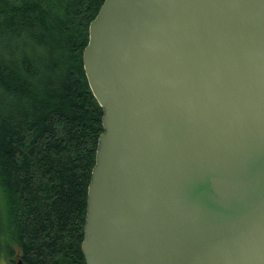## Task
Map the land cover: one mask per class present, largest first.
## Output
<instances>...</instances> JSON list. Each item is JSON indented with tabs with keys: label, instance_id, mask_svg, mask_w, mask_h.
<instances>
[{
	"label": "water",
	"instance_id": "95a60500",
	"mask_svg": "<svg viewBox=\"0 0 264 264\" xmlns=\"http://www.w3.org/2000/svg\"><path fill=\"white\" fill-rule=\"evenodd\" d=\"M82 61L85 263L264 264V0H104Z\"/></svg>",
	"mask_w": 264,
	"mask_h": 264
},
{
	"label": "trees",
	"instance_id": "16d2710c",
	"mask_svg": "<svg viewBox=\"0 0 264 264\" xmlns=\"http://www.w3.org/2000/svg\"><path fill=\"white\" fill-rule=\"evenodd\" d=\"M103 1L0 0V257L86 264L103 110L82 53Z\"/></svg>",
	"mask_w": 264,
	"mask_h": 264
},
{
	"label": "rangeland",
	"instance_id": "374dc122",
	"mask_svg": "<svg viewBox=\"0 0 264 264\" xmlns=\"http://www.w3.org/2000/svg\"><path fill=\"white\" fill-rule=\"evenodd\" d=\"M15 249H16V247H15ZM17 260H18V256H16V255H13L12 257H8V255L3 254L0 257V264H16Z\"/></svg>",
	"mask_w": 264,
	"mask_h": 264
}]
</instances>
